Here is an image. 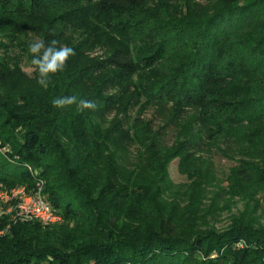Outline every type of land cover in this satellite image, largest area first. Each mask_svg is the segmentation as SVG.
Here are the masks:
<instances>
[{
  "label": "trees",
  "instance_id": "16d2710c",
  "mask_svg": "<svg viewBox=\"0 0 264 264\" xmlns=\"http://www.w3.org/2000/svg\"><path fill=\"white\" fill-rule=\"evenodd\" d=\"M190 1L0 0V37L27 54L31 41L47 44L55 35L70 45L82 34L80 47L103 41L102 31L119 32L134 44L133 52L108 46L92 65L75 61L47 89L23 87L25 78L12 73L14 82L0 99V140L10 147L0 150V190L34 192L43 182L44 196L64 222L4 216L0 264H264V228L255 213L222 232L200 230L202 194L184 191L221 187L211 181L205 157L211 151L242 156L230 190H250V204L264 191V54L257 47L239 56L231 42L255 21L262 24L253 42H264V0H253L243 12L229 7L239 0H221L225 15L218 9L194 24L184 15L172 20L174 46L162 33L125 21L141 9ZM147 35L155 40L141 43ZM235 83L241 92L232 89ZM69 95L95 101L97 108L78 113L53 107V99ZM174 161L186 181L172 179ZM60 190L72 192L59 197ZM88 207L86 224L80 211ZM141 220L146 226L129 240L132 224ZM211 251L219 255L206 256Z\"/></svg>",
  "mask_w": 264,
  "mask_h": 264
},
{
  "label": "rangeland",
  "instance_id": "374dc122",
  "mask_svg": "<svg viewBox=\"0 0 264 264\" xmlns=\"http://www.w3.org/2000/svg\"><path fill=\"white\" fill-rule=\"evenodd\" d=\"M253 0H239L237 3L238 5H232L229 6L231 8H238L239 12H243L242 8L245 9L250 6V2ZM223 3L221 0H195L190 2H183L168 6H160V7H149L146 9L138 10L134 13L128 14V19H125L127 22V25L132 24L133 22H138L140 25L145 28L147 32H151V30H155L156 32L162 33L165 40H169L172 46H174L175 39L173 38V35L169 36V32L172 30V26L174 23H172V20L179 19L180 16L184 15L187 19H192L194 24V21L198 18H202L203 15L210 14L211 12H215V10L222 9ZM227 8V7H226ZM228 9L221 10L222 15H225L226 11ZM237 10V9H233ZM260 11L262 10L259 9ZM219 12V11H218ZM207 13V14H205ZM191 14V15H188ZM192 14H195V18L192 17ZM202 16V17H201ZM238 20L235 21H241L242 23H239L241 27L244 26L242 17H237ZM218 22V20H216ZM237 24V23H236ZM261 21H255L250 28L246 29L245 33L239 34L235 39L234 42H232V49L239 55V56H250V53L252 50L259 47L261 50L260 52L264 54V42L261 41V38L253 42L254 39V32L257 28L261 27ZM189 27V26H188ZM240 27V28H241ZM101 26L95 25L93 26V29L96 31H99ZM200 30L203 28L202 26H199ZM92 29V25H88L84 28V31L87 33ZM191 31L190 33H192ZM199 33V30L197 31ZM197 32H193L196 34ZM81 35L79 34L81 39ZM197 35V34H196ZM101 42H98V40L95 43H92L91 45H81L79 46V42L73 40L70 41V45L68 44V40H66V43L63 39L60 38V36L55 35L52 36L48 41H51L53 39L60 42L61 45H67L69 47H72L75 50V55L72 56L67 63L66 67H70V65H75V61H78L82 59V61H86L90 65L94 64L96 60H100L102 57L106 56L108 54L107 49L108 46L116 47V46H124L126 50L133 52L134 51V44H131L128 39H121L119 37V32H114L112 34H105L102 31ZM261 37L264 36V33L260 35ZM4 38L0 37V64L1 62H6V59H8L9 64L7 67H4V65H0V99H4V96L9 92L8 89L10 85L14 82V79L12 77V73L18 72L21 76H23L25 79L21 80V84L23 87H30L32 85L37 84V81L34 80V67L31 65L32 56L31 54L25 53L23 49L19 45L16 46V48H13L14 44L9 42L5 36ZM146 41H141V43L145 42H153L155 39L153 36L147 35ZM106 44V45H105ZM59 46V45H58ZM12 48V54L11 56H6L7 51L9 48ZM259 58V57H257ZM77 78V77H76ZM250 78H253V75H250ZM237 93L241 92L242 87L241 85L234 84L232 87ZM87 94V90H85L83 95ZM260 108V107H258ZM10 147L7 144H4L2 140H0V150H3L4 152L9 150ZM2 153L0 152V162L2 158ZM205 157L210 160L206 161L209 163H212V172L211 173V181L219 182L220 188L215 190H184L187 191L188 194L192 192V195H195L197 198L199 193L202 194V204L203 208L201 210L204 211V214L202 215V218H205L203 220L204 225L200 227V225H196L197 229L204 228H213L215 232H222L226 228H228L233 221L236 218L242 217L245 213H249L252 211L255 213V218L258 221V226L261 225L264 228V191L256 193L253 197V200L250 204V190H230L231 185L234 184V182L237 183V179L235 178V172L236 169L240 168V162L242 161L240 155L233 154L231 158L229 159L228 156L223 155L222 153L218 151H211L206 152ZM170 173L171 177L175 182H183L186 181V178L184 176H181L178 173L177 170V161H174L171 164L170 167ZM235 179V180H234ZM87 190H82V195L79 199L83 198L85 196V192ZM71 190H60L59 197H61L63 194H71ZM91 198H96L97 193L95 191H92ZM143 196V195H142ZM121 197V196H120ZM79 199H76L74 204H79ZM141 199V203L144 204L145 200ZM120 202L119 200L117 203ZM116 203V204H117ZM184 206V205H183ZM248 207V208H247ZM83 210H86L85 208ZM90 207H88V212L80 211L81 214H83V218L81 219L82 223L89 224L91 221V217L89 218L90 213ZM143 209L139 211V215L141 216L143 214ZM120 216V213H118ZM183 215L186 214L185 212L182 213ZM201 218V217H200ZM118 219H120L118 217ZM117 219V220H118ZM64 222L63 217H60L59 220H57L55 223L51 224L50 226H60ZM147 221L141 220L138 223H133V228L128 231L129 240L136 238L141 234L142 227L146 226ZM71 227L73 224L70 225ZM250 238V237H249ZM238 244L239 247L245 246L244 241L242 240ZM222 250V248L220 249ZM224 250V249H223ZM226 250V249H225ZM224 250V251H225ZM125 253V252H124ZM218 252L211 251V253L206 256H211V258H216L218 256ZM204 256V255H203ZM205 256V257H206ZM48 264V263H44Z\"/></svg>",
  "mask_w": 264,
  "mask_h": 264
},
{
  "label": "clouds",
  "instance_id": "9594fccd",
  "mask_svg": "<svg viewBox=\"0 0 264 264\" xmlns=\"http://www.w3.org/2000/svg\"><path fill=\"white\" fill-rule=\"evenodd\" d=\"M28 52L32 56L31 65L38 74L37 83L45 89L49 86L52 77L63 72L68 60L75 55V50L72 47L61 45L55 39L46 44L40 38L29 43ZM52 105L55 108L74 107L78 113L97 108L95 101L79 98L77 95L55 98L52 100Z\"/></svg>",
  "mask_w": 264,
  "mask_h": 264
},
{
  "label": "built area",
  "instance_id": "2783aa9c",
  "mask_svg": "<svg viewBox=\"0 0 264 264\" xmlns=\"http://www.w3.org/2000/svg\"><path fill=\"white\" fill-rule=\"evenodd\" d=\"M37 187L34 192H29L24 187L0 190V220L6 215H11L14 221L35 220L45 225L59 220L61 216L51 207L42 192L43 182L38 183Z\"/></svg>",
  "mask_w": 264,
  "mask_h": 264
}]
</instances>
